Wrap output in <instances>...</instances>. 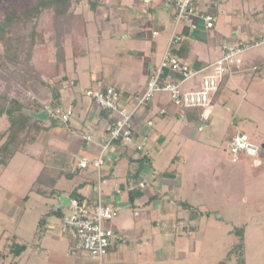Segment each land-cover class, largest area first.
Segmentation results:
<instances>
[{"label":"crops","instance_id":"obj_1","mask_svg":"<svg viewBox=\"0 0 264 264\" xmlns=\"http://www.w3.org/2000/svg\"><path fill=\"white\" fill-rule=\"evenodd\" d=\"M260 6L264 17V0ZM210 8L218 16V4L203 0L201 9ZM73 10L84 27L77 39L75 57L70 40H65V80L60 96L61 105L71 106L74 115L65 124L49 118L46 122H31L29 118V124L35 125L38 132L2 167L6 169L17 156L25 155L18 162L35 168L30 193L48 200L50 210L36 229L31 225L29 231L21 233L20 222L16 225L15 234L6 237L8 244L1 253L5 255L11 243H23L26 248L13 260L5 255L0 264L7 260V264H98L85 251L72 250L71 239L59 232L61 218L54 215L58 210L62 216L70 214L77 195L84 203L95 202L98 189L103 203L121 206L119 215L107 225L116 239L103 264H205V234L200 231V223L210 216L206 213L219 214L204 210L205 192L196 189L197 165L204 157L214 162L213 153L221 141L226 140L228 148L232 137L239 133L231 130V126L238 127L233 118L244 103L243 96H250V87L264 82V69L250 73L256 63L264 64V51H248L245 66L230 69L208 110L183 112L170 103L168 93L154 94L133 116L134 144H111L108 162L97 173L91 164L86 169H79L78 164L82 159L92 161L97 157L117 115L102 109L81 91L96 81L113 86L119 94L118 107L132 111L134 99L144 92L166 52L174 30L175 8L163 0L148 4L143 0H83L73 5ZM218 21L214 29L206 30L200 20H182L175 29L181 40L171 47L170 56L194 71H202L220 57L223 40L264 36V19L260 26L238 27L240 32L234 40L220 34ZM46 58L54 60L52 47ZM204 74L200 72L182 82L180 73L165 68L161 81L179 84L180 91L187 92L199 88ZM240 94L242 101L238 100ZM26 95L31 106L23 111H41L52 103L49 88L39 82L29 83ZM7 126V119H0V131ZM88 135L92 141L84 139ZM136 146H141V151ZM138 182L144 183V188L131 190ZM131 194H138L133 201L129 200ZM10 198L7 195L4 203L11 207ZM60 198L62 206L57 208ZM24 213L23 209L18 218ZM2 237L3 233L0 240ZM219 261L221 264L223 260Z\"/></svg>","mask_w":264,"mask_h":264},{"label":"rangeland","instance_id":"obj_2","mask_svg":"<svg viewBox=\"0 0 264 264\" xmlns=\"http://www.w3.org/2000/svg\"><path fill=\"white\" fill-rule=\"evenodd\" d=\"M35 1L0 0V20L4 17L3 11L15 12L25 9ZM260 4L261 0H229L227 3L218 4L219 21L217 25L220 27V34L234 40L237 33L240 32L238 27H248L252 24L260 26L259 22L264 19ZM253 10H255L254 14ZM50 14V12H43L41 19L36 21L35 27H33L34 22H30L25 25L19 24L12 30L10 29L11 34L21 35L25 39V45L20 52L22 58L27 55L26 49L31 35H33L35 46L41 42L40 30L49 24ZM66 49L69 50L68 44ZM252 50L255 52L264 51V45ZM247 56L248 52L241 56L243 62L238 67L245 66L244 59ZM26 68L22 65L13 66L9 60L5 59L3 45L0 44V91L6 90L7 94L8 91L11 94L14 88L21 89L19 78L23 76L21 73L28 75L29 71ZM263 69L264 64L256 63L250 73L254 75L253 72L259 73ZM261 79L264 78L261 77ZM249 94L250 96L247 98L243 96L244 103L233 118L238 127L231 126V130L245 133L252 143L260 147L256 156V159L260 160V166H255L254 158H243L235 163L229 162L227 143L224 139L221 141L220 147H217L213 153L214 162H211L208 157H204L197 165L199 186L196 189L205 192L203 195L206 203L204 210L207 212L217 211L219 214L217 217L210 213V216L204 218L200 223V231L205 234V264H219L221 259L223 260L221 264L236 263V257L227 254L226 257L225 255V250H229L238 241V235L231 232L232 224L244 230L246 264H264V82H257L254 87H250ZM241 96L240 94L239 101H242ZM230 120L229 113L228 122ZM220 122L222 121L220 120ZM24 156L22 154L17 156L6 169L0 166V236L3 233L0 240V253L7 247L6 237L15 234L16 225L19 222V232L21 233L29 231L31 225L36 229L40 225L41 218L50 210L48 200L42 199L33 192L30 193V184L35 174V168L27 166L24 162H18ZM190 180L192 182L191 177ZM192 186L194 185L192 184ZM9 194L11 196L9 200L13 203L11 207L4 203ZM26 195L29 197L23 201ZM22 208L25 213L21 218H18ZM39 211L44 214L39 216ZM16 212L18 215H15ZM53 221L58 223L56 218H53ZM8 262V260L5 261V264Z\"/></svg>","mask_w":264,"mask_h":264},{"label":"built area","instance_id":"obj_3","mask_svg":"<svg viewBox=\"0 0 264 264\" xmlns=\"http://www.w3.org/2000/svg\"><path fill=\"white\" fill-rule=\"evenodd\" d=\"M152 0H143L145 4ZM171 4L175 8L174 30L170 36L168 47L162 57L160 65L149 78L146 88L142 94L134 99V108L132 111H126L124 108L118 107L119 94L113 86L104 85L100 81H96L94 85L81 91L85 96L93 99L102 109L117 115L114 125L109 129L107 141L101 146L100 151L95 159L88 161L82 159L79 169H86L91 164L97 171L108 162L107 153L109 147L114 142H120L123 145L134 144L133 132V116L138 108L146 105L156 93H168L170 103L182 109H201L208 110L212 105V99L221 82L230 69L242 63L241 56L255 47L264 44V36L256 38H248L243 41L223 40L220 45V57L202 69V71H194L187 65L181 64L174 57L170 56V49L178 44L181 40L176 34L175 29L182 20L197 19L200 20L206 30L214 29L218 16L213 8L204 11L201 9L203 0H163ZM215 3L221 4L229 0H214ZM156 33H154L155 35ZM165 68H170L181 74L182 82L192 78L200 72H205L202 77L200 86L196 90L181 92L179 84L170 82H162L161 76ZM44 110L51 121L67 123L74 115L71 106L65 107L61 104L46 105ZM85 140L92 141L91 136H85ZM137 151H141V146L134 147ZM260 151V147L252 143L245 133H238L230 140L228 152L233 163L241 158H254V164L257 166L258 159L256 156ZM144 188V183H137L133 188ZM119 193V190H115ZM120 205H109L103 203L99 189L96 201L93 203L78 204L77 201L72 202V212L61 218L59 224V232L67 235L72 242V250L85 251L92 261L103 264L108 248L116 239L113 230L107 225L113 221L120 213Z\"/></svg>","mask_w":264,"mask_h":264},{"label":"trees","instance_id":"obj_4","mask_svg":"<svg viewBox=\"0 0 264 264\" xmlns=\"http://www.w3.org/2000/svg\"><path fill=\"white\" fill-rule=\"evenodd\" d=\"M81 1L83 0H36L25 9L15 12L6 10L2 13L4 17L0 20V44L3 45L5 59L9 60L13 66H26L29 71L28 75L21 73L23 75L19 78L21 89L14 88L11 94H9V91L7 94L6 90L0 91V119L6 118L8 123L6 129L0 131V165L2 167L7 166L11 158L22 149L26 142L34 138L35 132H38L37 129L35 130V125L29 124V117L21 113L23 108L31 106V101L25 93L28 84L34 81L47 85L52 97L51 104H61L60 89L65 80L63 76L65 70L64 44L65 40H70L71 50L75 57L78 50L77 39L82 36L84 23L80 16L73 13V5ZM43 12H50L51 14L49 24L40 30L42 34L40 36L41 42L38 46H35L33 35H31L26 49L27 55L22 58L20 52L23 45H25V39L23 36H15L14 33L11 34L9 31L14 26L25 25L30 22H34L33 27H35L36 21L41 19ZM50 47L54 49V60L52 62L46 58ZM181 111L202 110L182 109ZM144 157L141 160H144ZM137 195L131 194L129 200L133 201ZM75 200L80 205L84 204V201L78 195L75 196ZM190 213L192 216V211ZM208 214L210 213H206V215ZM54 215L58 218L63 217L60 210L55 211ZM231 232L238 235V241L228 251L227 255L236 257L235 264H245L244 230L233 225ZM25 248L26 245L23 243H11L5 255L13 260ZM5 255L1 253L0 260L5 258Z\"/></svg>","mask_w":264,"mask_h":264},{"label":"water","instance_id":"obj_5","mask_svg":"<svg viewBox=\"0 0 264 264\" xmlns=\"http://www.w3.org/2000/svg\"><path fill=\"white\" fill-rule=\"evenodd\" d=\"M22 114H25L27 117H29L31 119V122H35V121H40V122H46L47 121V113L45 110H41V111H37L36 109L33 110H22L21 111ZM63 200V198L59 199V205L57 206V208H59L61 205V201Z\"/></svg>","mask_w":264,"mask_h":264}]
</instances>
